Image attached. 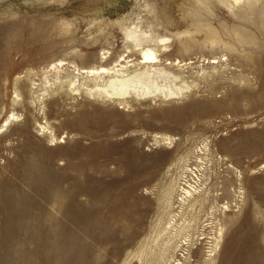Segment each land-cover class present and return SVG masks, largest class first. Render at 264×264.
<instances>
[{
    "label": "rangeland",
    "instance_id": "obj_1",
    "mask_svg": "<svg viewBox=\"0 0 264 264\" xmlns=\"http://www.w3.org/2000/svg\"><path fill=\"white\" fill-rule=\"evenodd\" d=\"M162 9L174 22L144 21ZM114 19L166 37L192 87L124 103L65 94L53 61L139 58ZM18 74L44 98L13 100ZM8 112L0 264H264V0H0V125ZM185 166L203 202L180 211L160 198Z\"/></svg>",
    "mask_w": 264,
    "mask_h": 264
},
{
    "label": "bare ground",
    "instance_id": "obj_2",
    "mask_svg": "<svg viewBox=\"0 0 264 264\" xmlns=\"http://www.w3.org/2000/svg\"><path fill=\"white\" fill-rule=\"evenodd\" d=\"M234 1L239 2L240 0ZM159 16L162 19H145L144 21L174 22L173 19H170V14L167 9L159 11ZM261 21L263 20L261 19ZM131 22L133 23L134 21H130L129 19H114L113 21L124 34L123 37L129 39L133 43L134 47L129 49L130 55L138 54L140 55L139 58L129 59L125 57L127 54H120L119 59H115L113 65L98 67H79L59 59L47 65L44 71L62 76L63 78H59L57 82L59 85H65L64 91L65 94L68 95H74L83 91L88 96L97 100L119 101L120 103L126 102L128 98L160 97V99H169L181 97L192 87V83H189L186 79L188 75L184 73V68H186L184 64H186V62H182L179 58L168 60L167 57H164L167 52L166 43L168 39L164 36L144 38L142 36L144 33L138 28V24L127 25V23L130 24ZM137 22L140 23L142 21L138 20ZM205 36L209 40L214 38L215 30L212 24H210V27L206 30ZM186 47L187 43L181 42L182 51L185 50ZM105 56L106 55H101V57ZM210 62L215 63L218 61L211 59ZM27 73L35 74V72L30 69ZM20 76L21 75L18 74L14 79L15 95L13 100H23V95L27 94L31 98V102L42 100L45 91L38 92L40 82L36 81L34 77L22 81ZM46 84V90H48V92L49 89H51L56 90L55 93H61L57 90L55 82L46 80ZM238 89L239 88H236V90ZM16 117L15 112H10L0 125V130H4L10 121L16 119ZM39 126L42 131L46 128L42 124H39ZM45 131L49 132L53 137L51 131L47 129ZM199 179V174L195 172V169L185 166L177 178V183L175 182L176 185L170 191H167V188H165L164 191H162L160 199L169 202L171 206L173 203L172 199L176 196L177 200H179V207H181L180 211L183 207H192L196 203H202V194L194 195L193 193L198 188L196 184H198ZM175 192H177L176 195ZM177 214H179L177 211H172L168 219V224L175 220ZM172 226L176 225L172 224ZM185 245L188 244L185 243ZM171 246L174 248L179 246V244L176 242Z\"/></svg>",
    "mask_w": 264,
    "mask_h": 264
}]
</instances>
